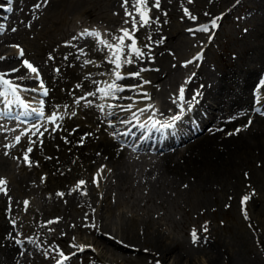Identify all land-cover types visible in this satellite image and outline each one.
<instances>
[{"label":"bare ground","instance_id":"obj_1","mask_svg":"<svg viewBox=\"0 0 264 264\" xmlns=\"http://www.w3.org/2000/svg\"><path fill=\"white\" fill-rule=\"evenodd\" d=\"M29 0H27L28 2ZM42 1V0H41ZM165 1V0H164ZM235 0H223L225 7L226 8L228 5H231V3ZM26 2V1H24ZM23 2V3H24ZM30 2V1H29ZM28 2V3H29ZM39 2V1H38ZM74 2V1H73ZM77 2V0L75 1ZM111 2V1H110ZM114 2V0H113ZM49 3V1H48ZM53 3V2H52ZM108 3V2H107ZM178 3V2H177ZM238 5L239 7H243L244 4L248 3L245 0H238ZM31 4V3H29ZM28 4V5H29ZM111 4V3H109ZM47 5V4H46ZM79 5V4H76ZM162 5V4H161ZM171 5V4H170ZM183 5V4H182ZM194 5V4H193ZM263 5V3H262ZM21 6V5H20ZM23 6V5H22ZM25 6V4H24ZM23 6V7H24ZM51 6V5H50ZM111 6V5H110ZM168 6V5H167ZM195 6V5H194ZM218 6L215 5L213 0H205V2L200 3L196 8L195 12L198 17H201L203 19H206L207 22L211 20L212 15H217L218 18H221L223 16V20L225 18V15H221V12H218V9L215 7ZM221 6V5H220ZM246 6V5H245ZM251 6V5H250ZM248 6V8H250ZM31 7V6H30ZM43 8H45L42 5ZM166 7V5H165ZM174 7V5H173ZM189 7V6H188ZM231 7V6H230ZM29 8V7H28ZM109 8V6H108ZM112 8V7H111ZM117 8V7H116ZM167 8V7H166ZM170 9V6H168ZM187 8V7H186ZM264 8V7H263ZM47 9V8H46ZM80 9V8H79ZM113 9V8H112ZM189 9V8H188ZM28 10V9H27ZM36 10V9H35ZM45 10V9H44ZM48 10V9H47ZM45 11V13L47 12ZM114 10V9H113ZM176 10V9H175ZM179 10V9H178ZM177 10V11H178ZM264 10V9H263ZM32 11V10H30ZM123 11V9H122ZM168 11V9H167ZM183 11V10H182ZM260 11V10H259ZM34 12V11H33ZM28 13V12H27ZM37 13V12H35ZM41 13V12H40ZM54 13V12H53ZM168 13V12H167ZM174 13V12H173ZM19 14V13H18ZM32 15V13H30ZM44 14V11H43ZM49 14V12H48ZM47 14V15H48ZM171 14V13H170ZM262 14V13H261ZM26 15V14H25ZM34 15V14H33ZM45 15V14H44ZM178 15V14H177ZM20 16V15H19ZM23 16V14H22ZM39 16V15H38ZM53 15H51L52 17ZM163 16V15H162ZM167 16V15H166ZM170 16V15H169ZM220 16V17H219ZM258 16V15H257ZM260 16V15H259ZM6 17V16H5ZM17 17V16H16ZM43 17V16H41ZM45 17H47L45 15ZM56 17V16H54ZM231 17V16H230ZM21 18V16H20ZM162 18V17H161ZM183 19L182 21H185L186 19L183 18V15L180 17ZM197 18V17H196ZM215 18V17H214ZM234 18V17H233ZM9 19V16H8ZM23 19V17H22ZM21 19V20H22ZM44 19V18H43ZM56 19V18H55ZM168 19V18H167ZM7 20V19H6ZM19 20V18H18ZM41 20V19H40ZM54 20V19H53ZM60 20V19H59ZM164 19L160 20L163 21ZM176 20V19H175ZM180 20V19H178ZM222 20V21H223ZM227 20V18H226ZM261 22L259 25L253 26L252 29H249L247 34H245L244 37L240 38V35L235 38L232 36H228L226 38L225 44L227 46V55L231 56L232 59H228L226 55L221 56L220 62L217 63V67L220 69H224V66H228L229 73L234 74L238 78L240 77V83H236L232 81H227L226 83L228 86H231V83L234 86H239L237 94L233 95H222V96H217L216 90L219 88V83L215 84V93L213 95L212 101H209V107H210V112H208L205 116H201L198 118L197 125H195L194 129H186L183 132H181V137L185 138L186 136H189L193 130H198V128L204 127L208 122L216 120L214 122V126L202 131L200 134L194 135L186 144L185 147L179 148L178 145H174L172 147L174 153L173 154H164L161 158L160 161L164 165H162L161 171L157 173L154 177H151L150 175L146 177L147 181V186L148 189L153 193L156 194H161L159 191H164L166 189V192H175L179 200H181L179 206H182L183 208L187 207L188 210L189 208L193 211H195V208H199L200 210L205 209L206 212V207L210 204L209 201H214L217 204L220 205V200H226L223 202V204L227 205L228 203L230 204V201L233 203V205H236L235 203V194L244 191L250 184L258 185V186H264V117H257L253 120V122L248 125L244 130L240 131H233L230 133H223L221 134V130L217 128L219 125L226 123V124H232L235 123L236 120L240 119L243 116V113L250 108L251 106V96L250 93L252 91V84L253 81L256 79V75L259 73V70H262L261 68L264 67V13L260 18ZM259 20V21H260ZM36 21V20H35ZM34 21V22H35ZM48 21V20H47ZM55 21V20H54ZM258 21V22H259ZM39 22V21H37ZM44 22V20L42 21ZM53 22V21H52ZM56 22V21H55ZM186 22V21H185ZM204 22V21H203ZM251 22V21H250ZM17 23V22H16ZM33 23V22H32ZM64 23V22H63ZM180 23V22H179ZM184 23V22H183ZM10 24V23H9ZM19 24V22H18ZM29 24V23H28ZM27 24V25H28ZM223 24V23H222ZM43 25V24H42ZM47 25V24H46ZM50 25V24H49ZM60 25V24H59ZM65 25V24H64ZM62 25V26H64ZM24 26V25H22ZM52 26V25H51ZM222 26V25H221ZM21 27V25H20ZM33 27V26H32ZM36 27V24H35ZM42 27V26H41ZM40 27V29H41ZM44 27V26H43ZM53 27V26H52ZM56 27V26H55ZM58 27V26H57ZM1 28V27H0ZM39 28V27H38ZM37 28V29H38ZM48 28V27H47ZM54 28V27H53ZM51 28V29H53ZM61 28V26L59 27ZM64 28V27H63ZM62 28V29H63ZM163 28V27H162ZM179 28V27H178ZM38 29V30H40ZM50 29V30H51ZM58 29V28H57ZM65 29V28H64ZM161 29V28H160ZM182 29V28H181ZM33 30V29H31ZM164 30V29H163ZM42 31V29H41ZM44 31V30H43ZM55 31V30H54ZM61 31V30H60ZM59 31V32H60ZM158 31V30H157ZM170 31V29L168 30ZM182 30H179L181 32ZM218 31V30H217ZM163 32V31H162ZM174 32V31H173ZM2 33V32H1ZM6 33V31H5ZM34 33V32H33ZM37 33V32H36ZM51 33V32H50ZM161 33V32H160ZM38 34V33H37ZM40 34V33H39ZM38 34V35H39ZM42 34V33H41ZM45 34V33H44ZM59 34V33H58ZM138 34V33H137ZM159 34V33H158ZM179 35V34H178ZM41 36V35H40ZM39 36V37H40ZM61 36V35H60ZM155 36V35H154ZM159 36V35H158ZM157 36V37H158ZM217 36V35H216ZM15 37V36H14ZM4 38V37H3ZM2 38V39H3ZM48 38V36H47ZM54 38V37H53ZM59 38V36H58ZM57 38V39H58ZM173 38V37H172ZM12 39V38H11ZM16 39V37H15ZM44 39V38H43ZM56 39V37H55ZM201 39V38H199ZM4 40V39H3ZM54 40V39H53ZM180 40V39H179ZM196 40V39H195ZM8 41V40H7ZM57 41V40H56ZM59 41V40H58ZM57 41V42H58ZM1 42V41H0ZM48 42V41H47ZM192 42V41H191ZM198 42V39H197ZM200 42V41H199ZM3 43V42H2ZM45 43V42H44ZM43 43V45H44ZM52 43V42H51ZM155 43V42H154ZM168 43V42H167ZM39 44V43H38ZM48 44V43H47ZM46 44V45H47ZM186 47L190 46V41H185ZM40 45V44H39ZM42 45V47H43ZM49 45V44H48ZM92 45V44H91ZM193 45V44H192ZM55 46V45H54ZM194 46V45H193ZM52 47V46H51ZM57 47V46H56ZM60 47V45H59ZM171 47V46H170ZM209 47V46H208ZM44 48V47H43ZM49 48V47H47ZM149 48V47H148ZM183 48V47H182ZM190 48V47H189ZM188 48V49H189ZM237 49V52H235ZM165 49V48H164ZM187 49V48H185ZM36 50V49H35ZM49 50V49H48ZM158 50V49H157ZM160 50V49H159ZM175 50V49H174ZM182 50V49H180ZM179 50V51H180ZM190 50V49H189ZM188 50V51H189ZM192 50V49H191ZM54 51V49H53ZM169 51V50H167ZM187 51V50H186ZM156 52V51H155ZM164 52V51H163ZM170 52V51H169ZM154 53V52H153ZM165 54V53H164ZM163 54V55H164ZM186 54V53H185ZM148 55V54H147ZM154 55V54H153ZM12 56V55H9ZM159 57V54L156 55ZM173 56V55H172ZM175 56V55H174ZM186 56V55H182ZM15 57V55H14ZM181 57V56H180ZM154 58V57H153ZM173 58V57H172ZM175 58V57H174ZM173 58V60H174ZM45 59V58H44ZM146 59V58H145ZM166 59V58H165ZM236 59V60H235ZM12 58H7L5 59L6 62L9 63ZM150 60V58H149ZM148 60V61H149ZM156 60V58H155ZM159 60V59H158ZM181 60V59H180ZM4 59H0V65H4L5 63ZM147 61V59H146ZM162 61V59H161ZM176 61V60H175ZM174 61V62H175ZM197 61V60H194ZM155 62V61H153ZM152 62V63H153ZM173 62V61H172ZM180 62V61H179ZM207 62V60L205 61ZM148 63V62H147ZM166 63V62H165ZM181 63V62H180ZM172 64V63H171ZM177 64V63H176ZM200 64H203V60L200 62ZM47 65V64H46ZM45 65V66H46ZM139 65V64H138ZM151 65V64H150ZM173 65V64H172ZM183 65V63L181 64ZM193 65V64H192ZM48 66V65H47ZM132 66V65H131ZM135 65L133 64V67ZM180 66V65H179ZM198 66V64H197ZM196 66V67H197ZM175 67L172 68L169 65L164 64L163 62H158L153 64L152 71L149 72L151 78H156L160 79V75L164 73V78L163 80L166 82H162V87H165L167 89L168 87L165 86L164 84L170 83V81L175 82L177 78H180L175 72ZM183 67V66H182ZM186 67V66H185ZM183 67V69L185 68ZM192 67V66H191ZM199 67V66H198ZM197 67V68H198ZM135 68V67H134ZM138 68V67H136ZM140 68V66H139ZM180 68V67H176ZM193 68V67H192ZM195 68V67H194ZM203 68V67H201ZM191 69V68H190ZM73 72L72 70H69ZM182 71V70H181ZM187 71V70H186ZM207 70H198L196 71V74H201L202 72H206ZM178 72V71H177ZM261 72V71H260ZM182 74V73H180ZM179 74V75H180ZM184 74V73H183ZM148 76V75H147ZM224 77L228 76V73L224 72L223 73ZM80 77V75H79ZM138 78V77H137ZM136 79V78H135ZM140 79V78H138ZM148 79V78H147ZM146 79V80H147ZM127 80H129L127 78ZM133 80V78H132ZM149 80V79H148ZM169 82H168V81ZM234 81V80H233ZM134 82V81H133ZM150 82V81H149ZM84 83L86 84L87 81L85 80ZM135 83V82H134ZM136 83H138L136 81ZM176 83V82H175ZM174 83V84H175ZM129 84V83H127ZM150 84V83H149ZM153 84V83H151ZM222 85H225L224 82H221ZM154 85V84H153ZM149 86V85H148ZM173 86V85H172ZM171 86V87H172ZM150 87V86H149ZM167 87V88H166ZM174 87V86H173ZM205 87V86H204ZM148 88V87H147ZM159 88V86H158ZM157 89V88H156ZM260 89L262 90L260 100L257 103H263L264 104V86H260ZM132 90V89H131ZM156 91V90H155ZM127 92V91H126ZM129 92V90H128ZM149 92V91H148ZM153 93H156L152 91ZM166 91H160L157 94L161 96V98L164 96ZM206 92V96L208 97L209 94ZM208 92H210L208 90ZM150 93V92H149ZM152 93V94H153ZM167 93V92H166ZM205 94V93H204ZM130 95V94H129ZM137 95V94H136ZM139 95V94H138ZM143 95V94H142ZM253 95H255L253 93ZM121 97L120 95H118ZM135 96V95H134ZM125 97V96H123ZM156 97V96H154ZM255 97V96H254ZM253 97V98H254ZM158 98V97H157ZM150 99V97L148 98ZM155 99V98H154ZM166 99V98H165ZM153 100V98H151ZM129 100H123L122 106L126 107L129 105V103H126ZM163 101V100H162ZM165 101V100H164ZM115 102V101H114ZM160 102V101H159ZM116 103V102H115ZM118 103V102H117ZM121 103V102H120ZM134 103V102H133ZM136 103H139L136 101ZM112 104V103H111ZM144 104L143 106H145ZM164 105V104H163ZM117 106V105H116ZM121 106V105H120ZM142 106V107H143ZM118 108V107H117ZM120 108V107H119ZM240 110V115H238V110ZM126 110V108L121 109V110H115V109H110L109 112L112 116L110 118L111 120L118 118L119 114ZM125 112V111H124ZM228 112L229 115L234 116V120H222V119H217L220 114H224ZM264 112V111H263ZM262 112V113H263ZM257 113V112H256ZM124 113L120 116L122 118ZM252 115V114H251ZM253 116V115H252ZM109 119V118H108ZM88 128L92 129V126L90 124H86ZM129 123L125 124L122 128L124 129ZM190 123L187 124L189 126ZM83 130H85V125L81 124ZM116 129V126H114ZM185 127V126H184ZM137 128L136 125L132 126L130 131H134ZM121 129V128H120ZM184 129V128H183ZM94 131V130H93ZM82 132V131H81ZM102 132V131H100ZM78 133V132H77ZM80 134V133H79ZM122 134V133H121ZM80 137L76 140H78ZM69 139V138H66ZM72 141H76L73 138H70ZM79 144V143H77ZM97 144V143H96ZM140 144H144V142L140 141ZM94 145V144H93ZM99 147H103L102 152L104 151L105 153H109L111 156V161L107 160V166H110V169L112 171V175L109 180V189L105 190L102 194L103 198L102 201L100 202L101 199H99L100 204L98 205L94 199V195L96 196V193L92 196H83L82 194L79 195L78 189H74L72 192H67L65 195V205L60 207V203L58 201L51 200L48 201L49 205L48 208L44 206L43 210H41V214L45 213H55V215H59L58 218V223L64 222L65 226L62 227L56 235V238L59 239H64V240H75L74 239V232H85L87 233L86 236L83 239V246H85L87 243L92 242L94 244V248H90L89 246H85L83 252L80 253V255H83L84 258H90V261L92 264H107L106 261H103V255L102 252H117L116 254H119V256L123 255L126 258L128 257L127 254L129 255H135V256H146L149 255V257H153L154 259H150L153 261V263L150 264H157V261L159 264H221L223 261L228 260L229 264H262L258 260L259 257H257L258 252L261 253L260 251L257 252V249L255 246L253 247H247L248 244V238L247 234L250 237L251 234L244 232L241 235V239L245 240L244 244L242 243V246L245 245L246 251H253L255 253L254 257L251 258L250 262H241L238 259L237 254L235 251L225 249L223 247L221 241L215 239H210L209 236H206L203 232V228H199L198 231L200 235H198L201 239L197 244L192 243V238H190L187 234V243L185 245H182L181 242H174L170 239L169 236L167 235V228H162L157 222L153 221V218L145 219L144 214H141L142 212H137L134 208L131 207L128 210V208L124 211L121 209V211H117L115 215H118L120 217V221L118 222L117 225L112 226L109 222L106 221L105 218H108L109 214L107 215L106 213H110V210L112 209V203H116L115 206H120L121 203L125 202L126 200L120 199L119 195L116 193L114 194L113 191L118 190V191H126L129 190L130 183L129 181L131 180V175L133 172H130L129 170H126L123 166H119L117 164H114L115 159L112 158V154L115 155V152L118 153V157H120L119 152H117L115 146L116 143L110 142L107 138L103 137L101 142L97 144ZM155 146L159 147V142L157 141L155 143ZM164 146V145H163ZM46 150H56L57 152L60 153L61 157L59 159H54V160H48V159H43V155H41L39 152H35L34 156H37L38 162L41 161V166L44 171H48L49 174L47 175V178L45 179L46 186L49 188L51 186H57V188H65L68 186V184L76 177H78L81 172L79 171L80 168H84L82 172H88L91 168L94 167L95 161L98 160V157L95 156L94 152L87 149L85 146H77L74 145V148L77 149V152H74L73 156L70 155L72 150H66L63 152L64 148H55L54 146H50L49 144L46 143L45 145ZM115 151V152H114ZM160 150H157V153H159ZM103 152V153H104ZM112 154H111V153ZM178 154V156H176ZM76 163V165H75ZM78 163V164H77ZM96 165V164H95ZM101 165V164H100ZM82 166V167H80ZM103 166V165H102ZM106 167V166H104ZM96 168H93V170ZM32 170H35L33 168ZM105 170V168H104ZM97 171V169H96ZM107 172V170H105ZM86 172V173H87ZM102 172V171H101ZM105 172V173H106ZM40 173V172H39ZM110 173V171H109ZM32 174V173H30ZM94 174V173H93ZM103 174V172H102ZM101 174V176H102ZM43 175V174H42ZM107 175L109 176L108 172ZM34 176V175H33ZM32 176V177H33ZM91 176V175H89ZM101 178L102 180V177ZM106 176V175H104ZM29 176L28 178H30ZM31 177V178H32ZM39 177V176H38ZM83 177V176H82ZM30 178V179H31ZM42 178V177H40ZM91 178V177H90ZM138 178V177H136ZM142 178V177H141ZM27 179V177H26ZM29 179V181H30ZM117 179V180H116ZM143 179V178H142ZM141 179V180H142ZM21 177L18 178L17 180V188L19 191H22V186H20L21 182ZM43 180V179H42ZM90 180V179H89ZM93 180V178H92ZM104 180V179H103ZM137 180V179H136ZM28 181V182H29ZM41 181V180H40ZM75 181V180H74ZM88 181V180H87ZM86 181V183H87ZM100 181V180H99ZM107 181V180H106ZM134 181V180H133ZM137 181H140L137 180ZM33 182V181H32ZM38 182V181H37ZM36 182V183H37ZM90 182V181H89ZM88 182V183H89ZM135 182V181H134ZM35 183V182H34ZM87 183V184H88ZM93 181L90 183L92 184ZM139 183V182H138ZM108 184V181H107ZM106 184V185H107ZM137 184V183H136ZM140 184V183H139ZM23 185V184H22ZM28 185V184H26ZM30 185V184H29ZM28 185V186H29ZM96 185V184H95ZM144 185V184H143ZM40 186V185H38ZM85 186V185H84ZM90 186V185H89ZM88 188L90 189V187ZM97 186V185H96ZM137 186V185H136ZM27 187V186H26ZM31 187V186H30ZM34 187V186H33ZM83 187V186H81ZM93 187H95L93 185ZM99 187V186H98ZM106 187V186H105ZM144 187V189H145ZM15 188V186H14ZM38 189L37 187H35ZM48 188H45L48 190ZM69 188V187H68ZM87 188V187H85ZM87 188V189H88ZM134 188V187H133ZM138 188V186H137ZM140 188V187H139ZM142 188V187H141ZM260 188V187H259ZM30 189V188H29ZM55 189V188H53ZM88 189V190H89ZM96 189V188H95ZM94 189V190H95ZM104 189V188H102ZM255 189V188H254ZM257 189V188H256ZM28 190V189H27ZM51 190V189H49ZM68 190V189H67ZM71 190V189H70ZM92 190V189H91ZM101 190V189H100ZM113 190V191H112ZM143 190V189H141ZM260 190V189H259ZM40 191V190H39ZM38 191V192H39ZM56 191V190H55ZM58 191V190H57ZM56 191V192H57ZM85 191H87L85 189ZM97 191V190H96ZM95 191V192H96ZM103 191V190H102ZM133 191V190H132ZM144 191V190H143ZM46 191H44L45 193ZM48 192V191H47ZM88 192V191H87ZM127 192V191H126ZM139 192V191H138ZM150 192V197L152 198L153 196L151 195ZM253 192V191H252ZM28 193V191H27ZM41 194L43 192H40ZM43 193V194H44ZM51 193V192H50ZM53 193V192H52ZM58 193V192H57ZM56 193V194H57ZM83 193V192H82ZM100 195L101 193L98 192ZM119 193V192H118ZM122 193V192H121ZM119 193V194H121ZM125 193V192H124ZM123 193V194H124ZM136 193V192H135ZM145 193V192H144ZM247 196L249 197L248 201L254 206L257 202V198L254 194L249 193L246 191ZM245 193V194H246ZM15 194V193H14ZM13 194V195H14ZM19 194V193H18ZM25 194V193H24ZM33 194V193H30ZM28 194V195H30ZM42 194V195H43ZM55 194V193H54ZM88 194V195H89ZM138 193L137 195H139ZM171 194V193H170ZM17 194H15L16 196ZM37 195V193H36ZM46 195V194H45ZM143 195V194H142ZM166 195V194H165ZM175 195V196H176ZM241 195V194H240ZM8 198V195H6ZM20 196V194L18 195ZM17 196V197H18ZM35 196V194H34ZM39 196V195H38ZM47 196V195H46ZM46 196H43L44 198ZM98 196V195H97ZM131 196V195H130ZM134 196V195H133ZM140 196V195H139ZM169 196V194H168ZM167 196V197H168ZM172 196V194H171ZM261 196V195H260ZM259 196V197H260ZM2 197V196H1ZM14 197V196H13ZM12 197V198H13ZM22 197V196H21ZM25 197V196H24ZM33 197V195H32ZM42 198V200L45 202V200ZM48 197H51L48 196ZM57 198V196H55ZM54 197V199H55ZM101 197V196H99ZM125 197V196H124ZM144 198V195L142 196ZM162 198L160 195L158 196ZM166 197V198H167ZM240 197V196H239ZM243 197V196H242ZM241 197V198H242ZM3 198V197H2ZM20 198V197H19ZM38 198V197H37ZM36 198V200H38ZM53 198V197H52ZM60 198V197H59ZM128 198V196H127ZM165 198V197H164ZM174 198V196H173ZM177 198V199H178ZM1 199V198H0ZM15 199V198H14ZM22 199V198H21ZM35 199V198H34ZM47 199V198H46ZM163 199V198H162ZM210 199V200H209ZM239 199V198H238ZM5 200V199H4ZM3 200V201H4ZM49 200V199H47ZM46 200V201H47ZM60 200V199H59ZM97 200V199H96ZM135 200V198H134ZM145 200V198H144ZM175 199H173L174 201ZM178 200V201H179ZM209 200V201H208ZM6 201V200H5ZM4 201V202H5ZM8 201V199H7ZM15 201V200H14ZM17 201V200H16ZM136 201V200H135ZM141 201V200H140ZM139 201V204H140ZM156 201V200H155ZM177 201V202H178ZM238 201V200H237ZM43 202V204H44ZM63 202V201H62ZM143 202V201H142ZM158 202L162 204V200L158 198ZM172 202V201H171ZM176 202V203H177ZM47 204V202H45ZM144 203V202H143ZM149 203V202H148ZM147 203V204H148ZM175 203V202H174ZM215 203V204H216ZM231 203V204H232ZM35 204V203H34ZM33 204V205H34ZM42 204V203H41ZM45 204V205H46ZM132 203H128V205L131 206ZM3 205V204H2ZM134 205V204H133ZM150 205V203H149ZM154 205V203H153ZM251 205V206H252ZM115 206L113 208H115ZM136 206V205H135ZM158 206V205H157ZM250 206V207H251ZM252 206V208H253ZM33 207V206H31ZM35 207V205H34ZM37 207V206H36ZM35 207V208H36ZM40 207V206H39ZM42 207V206H41ZM126 207L123 206V208ZM156 207V205H155ZM162 207V206H160ZM165 207V206H164ZM171 207V206H169ZM211 207V206H210ZM213 207V206H212ZM211 207V208H212ZM215 207V206H214ZM213 207V208H214ZM220 207V206H219ZM249 207V206H248ZM38 208V207H37ZM36 208V209H37ZM142 208V207H141ZM140 208V209H141ZM150 208V207H149ZM163 208V207H162ZM177 208V207H176ZM194 208V209H193ZM251 208V209H252ZM34 209V208H33ZM85 210V216L86 218H73V210ZM120 208H118L119 210ZM125 209V208H124ZM138 209V208H137ZM164 214H165V208H163ZM178 209V208H177ZM181 209V207H180ZM222 209V207H221ZM35 210V209H34ZM114 209H112L113 211ZM143 210V209H142ZM146 210V209H145ZM157 210V209H156ZM156 210L154 212H156ZM159 210H162L159 208ZM172 210V209H171ZM186 210V209H183ZM36 211H40L36 210ZM105 211V213L103 212ZM153 211V210H152ZM168 211V210H166ZM181 211V210H180ZM221 211V210H220ZM253 211V210H252ZM35 212V211H34ZM84 212V211H83ZM115 212V211H114ZM145 212V211H144ZM162 212V211H161ZM170 213V210L168 211ZM179 212V209L178 211ZM1 213V212H0ZM51 213V214H52ZM78 213V211H77ZM104 213V214H103ZM151 212L148 211V215ZM153 213V212H152ZM160 213V212H159ZM175 213V212H173ZM184 213V212H183ZM186 213V212H185ZM184 213V214H185ZM196 213V212H195ZM198 213V212H197ZM249 213V212H248ZM22 214V213H21ZM20 214V215H21ZM34 214V213H33ZM155 214V213H154ZM178 214V213H177ZM175 214V215H177ZM200 214V213H199ZM198 214V215H199ZM254 214L257 218H260L264 220V209L262 207H255ZM24 215V214H22ZM53 215V214H52ZM77 216V214H75ZM159 215V214H158ZM157 215V216H158ZM169 215V214H167ZM180 215V214H179ZM191 215V214H190ZM194 215V214H193ZM54 216V215H53ZM178 216V215H177ZM51 217V216H50ZM96 217L97 220L94 218ZM155 217V216H154ZM168 217V216H167ZM173 217V216H172ZM251 217L253 218L252 213H249V221H251ZM52 218V217H51ZM113 218V217H112ZM176 218V217H175ZM178 218V217H177ZM190 218V217H188ZM255 218V217H254ZM23 219V218H22ZM92 219L95 220L93 223ZM119 219V218H117ZM155 219V218H154ZM159 219V218H158ZM179 219H181L179 217ZM20 220V219H19ZM113 220V219H112ZM111 220V221H112ZM116 220V219H115ZM163 220V218H162ZM178 220V219H177ZM187 221V220H184ZM194 221V220H193ZM202 221V220H201ZM255 221V220H254ZM20 222V221H19ZM18 222V223H19ZM195 222V221H194ZM248 222V221H247ZM57 223V225H58ZM117 223V222H116ZM115 223V224H116ZM169 223V222H168ZM28 224V223H27ZM113 224V223H112ZM179 224V223H177ZM190 224V223H188ZM196 224V223H195ZM8 223L5 222L2 218H0V233H4L8 229ZM22 225V224H21ZM31 225V224H30ZM169 225V224H168ZM174 225V224H173ZM199 225V224H198ZM20 226V225H19ZM29 226V225H28ZM165 226V225H164ZM184 226V225H183ZM196 226V225H195ZM27 227V226H26ZM53 227V226H52ZM55 229L56 226H54ZM166 227V226H165ZM176 227V226H174ZM189 227V226H188ZM202 227V226H201ZM210 227V226H209ZM251 233H255L258 238L254 240L255 244L257 245L258 242L261 240L259 239V232L257 233L255 229L254 223L251 225ZM23 228V227H22ZM33 228V226H32ZM194 228V227H193ZM196 228V227H195ZM194 228V229H195ZM207 228V227H206ZM19 229V228H18ZM31 229V228H30ZM183 229V228H182ZM190 229V228H189ZM169 230V229H168ZM175 230V229H174ZM192 230V229H191ZM213 230V229H212ZM53 231V232H54ZM189 231V230H188ZM11 232V231H10ZM112 234V236H106V233ZM170 232V231H169ZM168 232V233H169ZM188 233V232H187ZM209 233V232H208ZM16 234V233H15ZM170 234V233H169ZM6 235V234H5ZM4 236V235H3ZM7 236V235H6ZM10 236V233H9ZM84 236V235H83ZM215 236V234H214ZM0 237L2 235L0 234ZM77 238V237H76ZM252 238V236H251ZM1 239V238H0ZM5 239V238H4ZM12 239V238H11ZM175 239V238H174ZM253 239V238H252ZM5 241V240H4ZM178 241V240H177ZM224 241V240H223ZM28 245L30 244L31 240L26 239L25 240ZM227 242V241H226ZM65 243V242H64ZM229 243V242H228ZM241 243V242H240ZM4 244V243H3ZM7 245V244H6ZM69 245V244H68ZM74 245V244H73ZM263 245V244H262ZM27 246V245H26ZM148 246V247H147ZM229 246V245H228ZM252 246V244H251ZM25 247V246H24ZM29 247L31 250H35L36 248L33 246V244H30ZM69 247V246H67ZM240 247V246H238ZM96 248H100V251L98 252ZM258 248V247H257ZM262 248V246H261ZM16 247H14L12 244L11 246L8 247L6 252L3 253L5 254L6 258L12 257L11 254L13 255L14 250ZM26 249V248H25ZM59 249V248H58ZM57 249V250H58ZM18 250V249H17ZM16 250V251H17ZM30 250V249H29ZM244 251V250H243ZM264 251V247H263ZM2 252V251H1ZM24 252V251H23ZM22 252V253H23ZM57 252V251H56ZM63 252V251H62ZM89 252V253H86ZM237 252V251H236ZM21 253V254H22ZM29 253V252H28ZM54 253V251H49V254ZM65 253H67V257L69 258L70 255L67 252V249H65ZM243 253V252H242ZM252 253V252H250ZM10 254V257L9 255ZM32 254V253H31ZM263 254V253H261ZM26 255V254H25ZM30 255V254H29ZM33 255V254H32ZM36 255V254H35ZM251 255V254H249ZM264 255V254H263ZM21 256V255H20ZM19 256V258H20ZM27 256V255H26ZM57 256V255H56ZM14 257V255H13ZM32 257V256H31ZM61 257V256H60ZM74 257V256H73ZM76 257V256H75ZM74 257V258H75ZM24 258V257H23ZM34 258V257H32ZM77 258V257H76ZM242 258V257H241ZM26 259V257H25ZM49 258H46L44 260H41V262L46 261ZM21 260V259H20ZM39 260V259H38ZM55 260V259H54ZM53 260V261H54ZM89 260V259H88ZM129 260V259H128ZM127 260V261H128ZM146 260V259H144ZM222 260V261H221ZM17 261V260H16ZM28 261V259H27ZM50 261V260H49ZM63 261H68V260H63ZM70 261V260H69ZM72 261V260H71ZM130 261V260H129ZM137 261H139L137 259ZM2 262V261H0ZM116 262V261H115ZM12 263V261H10ZM20 263V262H19ZM23 263V262H22ZM33 264V262H31ZM68 263V262H67ZM65 263V264H67ZM77 263V262H76ZM118 263H122L119 261ZM140 264V262H138ZM21 264V263H20ZM29 264V263H28ZM64 264V263H63ZM86 264V263H85ZM129 264V263H128Z\"/></svg>","mask_w":264,"mask_h":264},{"label":"rangeland","instance_id":"obj_2","mask_svg":"<svg viewBox=\"0 0 264 264\" xmlns=\"http://www.w3.org/2000/svg\"><path fill=\"white\" fill-rule=\"evenodd\" d=\"M30 1V2H29ZM28 2L31 3L29 4L27 1L26 2H22L21 6H19V8L17 9L19 11V14H16L13 18H12V24H14V27H9L7 30H6V33L4 32V27L7 25V27L9 26V24H6V14L9 12H7V10L3 9V7H7V4H9V0H0V26H2L0 28V57H3L4 58V61L6 58V56H9V55H12L11 57L9 58H12L13 60L6 62L4 63V65H0V71L1 73H7L9 70H12V69H21L23 70L24 73H27V70L24 68V66L22 64L19 63V58L20 57H17V51H16V47H13L14 45H18L20 48H27L29 50V52H31V56H41V59L40 60H43V58H45L46 60V56H47V52L51 51L52 53H58L60 54V47H59V41L62 40L61 38H68V36L72 35V32L74 29H76L77 25L79 22L81 23H86V24H89V26H92V25H98L104 32V34H102V37L104 40H107L110 44H117L119 43V41L117 39H114V37H119V36H122L123 35V32L121 31L122 29H128L129 31H133V25H132V17L131 16H128L125 14V9L127 8V10L131 13H133V16H135V18L137 20H139V17L136 16V13H135V9L133 8L132 4H133V0H129V3L128 5H124V0H86L88 1V3L86 4V7L87 9H89L88 11H90L91 13H89L88 11H82L81 13H78L74 16V18L72 19V21H68L66 19H60V20H53L55 18H57V15L58 13H62V12H57V13H53L52 11H50L48 9V6H44L46 5L47 3L44 2V0H29ZM39 1V2H38ZM111 1V2H110ZM207 1V0H206ZM248 5L245 3L244 6L242 7H239L238 5V0H235L231 3V5H228L226 8L225 7V4L223 2V0H213V2L215 3V5L218 4V6H215L217 9H218V12H221L222 14L221 15H225V18L223 20V16L221 18H218L217 15H212L211 16V20H209L207 22L206 19H203L201 17H198L196 15V12H195V8L202 2H205V0H160V3H159V7H155L154 4H155V0H149V16L151 17V23L150 25L148 26H145V27H140L139 24H137L136 28L138 30H135L134 32V35H135V39L137 41V47H139L141 49V51L144 53V56L141 57V58H136L134 55H132V59H133V63L132 65L134 64L135 68L133 66H128L129 67V71H124V65L119 69L121 71H123V75L127 76L128 73H132V72H138L140 71L141 69H145L147 67V64L149 66H153L154 63H158V62H163L164 64L166 65H169L171 66L172 68H174V66H178L180 68H176L175 67V70H176V74L180 77V78H177L176 80V83H178L181 78H184L186 77V81L188 82V85H190V81H191V78L193 77L192 75V72L194 71V69H196L198 66V68L200 67H206V63L207 62H204L205 65L203 64H200V62H196L193 65V70H192V67L188 66L186 63L187 61V56L190 57L192 54H194L193 51H195L197 48L199 47H202L204 48V52H205V56H207V58L205 59V61L207 60L208 61V58H212L214 57L212 60H215V64L217 65L218 62H220V58L221 56H224L226 55L228 59H232L231 56L227 55V51L229 49H227V46L225 44V41H226V38L228 36H232V37H235L237 38L239 35H240V38L244 37L245 34H247L248 30L249 29H252L253 26L255 25H259L261 20V16L263 15L264 13V0H245ZM108 2V3H107ZM178 2V3H177ZM72 3H74L73 1H70V2H66V5L65 7L68 8V7H72ZM111 3V4H109ZM263 3V5H262ZM24 4L25 6L27 7V11L25 9V11L23 12V9H24ZM29 4V5H28ZM35 4H40L41 7L39 9H36L34 8V5ZM49 4V8H50V5L52 4V2L48 3ZM47 4V5H48ZM162 4V5H161ZM171 4V5H170ZM183 4V5H182ZM195 6H194V5ZM23 5V6H22ZM42 5L45 7L43 8ZM111 5V6H110ZM166 5V7H165ZM170 6V9L168 8V6ZM174 5V7H173ZM221 5V6H220ZM246 5V6H245ZM251 5V6H250ZM31 6V7H30ZM109 6V8H108ZM189 6V7H188ZM231 6V7H230ZM248 6H250V8H248ZM29 7V8H28ZM114 9H112V8ZM117 7V8H116ZM187 7V8H186ZM195 7V8H194ZM48 10H47V9ZM189 8V9H188ZM36 9V10H35ZM45 9V10H44ZM123 9V11H122ZM168 9V11H167ZM176 9V10H175ZM179 9V10H178ZM185 9H187V12L190 14V15H186L185 14ZM32 10V11H30ZM47 10V12L45 13V11ZM178 10V11H177ZM183 10V11H182ZM260 10V11H259ZM34 11V12H33ZM43 11H44V14L47 16L45 17V15L43 14ZM70 11V10H68ZM28 12V13H27ZM37 12V13H35ZM41 12V13H40ZM49 12V14H48ZM168 12V13H167ZM174 12V13H173ZM32 13V15L30 14ZM171 13V14H170ZM262 13V14H261ZM23 14V16H22ZM26 15H31L33 17H36V19L39 18V20H34L31 22L29 21H24V18L22 19V17H24ZM34 14V15H33ZM48 14V15H47ZM178 14V15H177ZM21 18H20V16ZM39 15V16H38ZM51 15H53L51 17ZM163 15V16H162ZM167 15V16H166ZM170 15V16H169ZM183 15V18H185L186 22L185 21H182L183 19H181L180 17ZM258 15V16H257ZM260 15V16H259ZM17 16V17H16ZM43 16V17H41ZM56 16V17H54ZM219 16V17H220ZM231 16V17H230ZM162 17V18H161ZM191 17H195V19H192ZM197 17V18H196ZM215 17V18H214ZM234 17V18H233ZM19 18V20H18ZM48 20V22H42L44 19ZM168 18V19H167ZM227 18V20H226ZM22 19V20H21ZM41 19V20H40ZM164 19L163 21H160ZM176 19V20H175ZM180 19V20H178ZM213 20H216L217 22V25L218 27L216 28H212L211 26V22ZM223 20V21H222ZM260 20V21H259ZM39 21V22H37ZM53 21V22H52ZM127 21V23H126ZM204 21V22H203ZM251 21V22H250ZM259 21V22H258ZM14 22V23H13ZM17 22V23H16ZM19 22V24H18ZM64 22V23H63ZM180 22V23H179ZM184 22V23H183ZM29 23V24H28ZM223 23V24H222ZM259 23V24H258ZM11 24V25H12ZM28 24V25H27ZM35 24H36V27H35ZM43 24V25H42ZM47 24V25H46ZM50 24V25H49ZM60 24V25H59ZM65 24V25H64ZM195 24H201L202 25H208L209 27V32H201V31H189V27H191L192 25H195ZM10 25V26H11ZM21 25V27H20ZM24 25V26H22ZM54 27H52V26ZM64 25V26H62ZM222 25V26H221ZM33 26V27H32ZM42 26V27H41ZM44 26V27H43ZM56 26V27H55ZM58 26V27H57ZM61 26V28H59ZM39 27V28H38ZM42 31H41V29ZM48 27V28H47ZM65 29H64V28ZM163 27V28H162ZM179 27V28H178ZM15 28L16 31H13L12 32V29ZM40 30H38V29ZM53 28V29H51ZM58 28V29H57ZM63 28V29H62ZM161 28V29H160ZM182 28V29H181ZM3 29V30H2ZM33 29V30H31ZM51 29V30H50ZM69 29V30H68ZM164 29V30H163ZM170 29V31H168ZM199 29V28H198ZM1 30L3 32V35L5 37L8 36V38L6 39L4 36V40L2 39V33H1ZM44 30V31H43ZM55 30V31H54ZM61 30V31H60ZM158 30V31H157ZM179 30H182L181 32L178 33ZM218 30V31H217ZM60 31V32H59ZM163 31V32H162ZM174 31V32H173ZM34 32V33H33ZM39 34H37V33ZM51 32V33H50ZM161 32V33H160ZM42 33V34H41ZM44 33H49V36L47 38V36L44 34ZM52 33H56V39L54 36H52ZM59 33V34H58ZM138 33V34H137ZM159 33V34H158ZM179 34V35H178ZM41 35V36H40ZM61 35V36H60ZM155 35V36H154ZM159 35V36H158ZM217 35V36H216ZM228 35V36H227ZM16 39H15V37ZM40 36V37H39ZM59 36V38H58ZM158 36V37H157ZM54 37V38H53ZM101 37V36H100ZM149 37H151V39H149ZM173 37V38H172ZM12 38V39H11ZM44 38V39H43ZM58 38V39H57ZM201 38V39H199ZM54 39V40H53ZM180 39V40H179ZM196 39V40H195ZM197 39H198V42H197ZM8 40V41H7ZM49 40H52V41H49ZM58 42H57V41ZM48 41V42H47ZM185 41H190V48L189 47H186V44H185ZM192 41V42H191ZM200 41V42H199ZM3 42V43H2ZM45 42V43H44ZM52 42V43H51ZM128 42L129 40H125V45H128ZM155 42V43H154ZM168 42V43H167ZM40 45H39V44ZM44 43V45H43ZM49 45H48V44ZM51 43V44H50ZM47 44V45H46ZM86 44L87 46L89 47L91 44H92V41L91 39H87L86 40ZM194 46H193V45ZM43 45V47H42ZM55 45V46H54ZM145 45H148V47H145ZM52 46V47H51ZM57 46V47H56ZM171 46V47H170ZM209 46V47H208ZM49 47V48H47ZM183 47V48H182ZM60 48V49H59ZM165 48V49H164ZM187 48V49H185ZM190 50H189V49ZM36 49V50H35ZM49 49V50H48ZM54 49V51H53ZM158 49V50H157ZM160 49V50H159ZM175 49V50H174ZM182 49V50H180ZM192 49V50H191ZM237 52V49L234 48ZM169 50V51H167ZM180 50V51H179ZM187 50V51H186ZM189 50V51H188ZM156 51V52H155ZM164 51V52H163ZM12 52V53H10ZM154 52V53H153ZM193 52V53H192ZM7 53H10L6 56H4V54H7ZM32 53L34 55H32ZM165 53V54H164ZM186 53V54H185ZM223 53V54H222ZM148 54V55H147ZM154 54V55H153ZM159 54V57L156 56ZM164 54V55H163ZM15 55V57H14ZM130 55L129 51H128V48L125 47L124 49V54L122 55V59H124L126 56ZM173 55V56H172ZM175 55V56H174ZM182 55H186V56H182ZM34 56V57H35ZM181 56V57H180ZM216 56V57H215ZM154 57V58H153ZM174 60H173V58ZM147 61H146V59ZM150 58V60H149ZM156 58V60H155ZM166 58V59H165ZM35 59L37 60L38 57H35ZM159 59V60H158ZM162 59V61H161ZM181 59V60H180ZM34 60V59H33ZM39 60V61H40ZM43 60L41 61L42 63V66L44 67L46 65V61ZM149 60V61H148ZM176 60V61H175ZM236 60V59H235ZM48 61V60H47ZM155 61V62H153ZM173 61V62H172ZM175 61V62H174ZM181 63H180V62ZM148 62V63H147ZM153 62V63H152ZM166 62V63H165ZM173 65H172V64ZM177 63V64H176ZM183 63V65H181ZM137 64V65H136ZM139 64V65H138ZM151 64V65H150ZM198 64V66H197ZM180 65V66H179ZM47 66V65H46ZM113 66V64H111V67ZM140 66V68H139ZM185 67L183 69V67ZM197 66V67H196ZM49 69H50V66L48 65L47 66ZM95 67V64H92L88 65V68H93L94 69ZM127 67V68H128ZM138 67V68H136ZM195 67V68H194ZM191 68V69H190ZM197 68V69H198ZM196 69V70H197ZM182 70V71H181ZM187 70V71H186ZM147 71V70H146ZM142 71L140 72V76L138 78L135 77H131L133 78L130 79V83L127 84L129 85L130 87L133 86V85H142L141 88H135V89H132V90H129V94L130 95H133V94H145L146 92H150V93H147V98H143L141 99L140 101L139 100H136L137 102H139L138 104H140V102L142 101H149V104L153 107H154V110L158 109L161 105L164 106L163 102L164 100H166L165 98H161L160 95H158L157 93L160 92L158 89V86H156L157 83H161L162 81H154L153 84H151V80L149 79V77L147 76L148 75V72L150 71ZM178 71V72H177ZM182 73V74H180ZM184 73V74H183ZM217 73V71H216ZM164 74V73H163ZM180 74V75H179ZM259 77V76H258ZM149 80H148V79ZM164 78V76L162 77ZM147 79V80H146ZM179 80V81H178ZM198 80V79H196ZM135 83H134V82ZM136 81L138 83H136ZM143 81H150V84L147 83H143ZM168 81V80H167ZM166 82V78H165V81L164 83ZM169 82V81H168ZM222 82V81H221ZM167 83V82H166ZM175 82H172L170 81V83H168L167 85L164 84L165 86H167L169 88H171L168 92H171L173 90V86L176 85V83L174 84ZM150 87H149V86ZM173 85V86H172ZM220 85L221 83H219V88L217 89H220ZM156 86V87H155ZM172 86V87H171ZM148 87V88H147ZM35 88H39L38 87V84H35ZM157 88V89H156ZM160 88V87H159ZM165 87H161V89H164ZM143 89L145 91V93H138L139 90ZM157 92H156V91ZM128 92V90H124L122 92ZM152 91L156 92V93H153ZM167 92V91H166ZM153 93V94H152ZM137 95L134 96V98L138 97ZM156 96V97H154ZM150 97V99H148ZM158 97V98H157ZM151 98H153V100H151ZM155 98V99H154ZM123 98H119V97H114L113 99H111V103H117L118 104H115L117 105L116 107H118V109H121L120 105H121V100ZM124 99H128L127 98H124ZM163 100V101H162ZM115 101V102H114ZM136 101H132V102H129L130 104L131 103H135L136 104ZM160 101V102H159ZM110 103V105H112ZM144 104H142L143 106ZM147 105V104H146ZM145 105V106H146ZM143 106V107H145ZM120 107V108H119ZM136 110V109H135ZM134 110V111H135ZM129 110H125L124 113L128 112ZM264 111V106L257 110L256 112L258 114H261L262 112ZM253 113V112H252ZM251 113V114H252ZM257 113H253L252 115L250 114L251 116V119L254 118ZM264 113V112H263ZM116 120V119H115ZM118 120V119H117ZM120 120V119H119ZM99 162H102L101 160H98L96 165L94 164V168L97 169H94L92 171L89 170V172L91 173H94V180L95 182H93L92 184H90L93 180H92V176H88V178L90 179H87V183H85L84 185H82L83 187H79V191L82 193H85L87 194V191H88V194L91 193L92 195H94L96 193V196L94 195V199L96 201V203L99 205L100 202L102 201L101 198H103L102 194L105 190H108L109 188V180L112 175V171L110 169V167H104V163H99ZM101 164V165H100ZM103 165V166H102ZM15 168V167H14ZM107 170L109 176L107 175V172L104 170ZM16 171H18L17 168H15ZM84 168L80 169V171H83ZM103 174H102V172ZM110 171V173H109ZM40 172V174H39ZM39 172L35 173L33 172L32 174H29L27 176V179L25 178L23 181H22V190L23 191H19L16 190V196H15V192L14 190H12V195L15 196V199L12 198V195L11 194H7L8 195V198L7 196L0 192V218H4V215L2 214H6L8 212V207L10 208L9 212L7 213L8 215H11V218L14 219V221L20 216V214H24L22 215L18 220L16 221L17 223L19 222V229L17 230H21V231H27L26 233H29V230L30 228H32V226L34 225V223L32 222V217L34 216V211L36 210H39L40 208V211L45 209L43 208L44 206H46V208H48V201L51 200H55L56 202L58 201V203H60L61 201V198L62 196L60 195H57L56 193H64V190L60 189V190H54L53 188H55L56 186H51V187H47L48 189H51V190H46V192L44 193V191H42V188H41V185L38 186L44 179V176L42 174L46 173L45 171H42L40 170ZM89 172H87V174H89ZM106 172V173H105ZM99 173V175H98ZM102 174V176H101ZM34 175V176H33ZM82 175V174H81ZM106 175V176H104ZM29 176H33L31 179L28 178ZM42 177L40 179H38L39 177ZM46 176V175H45ZM102 177V180L101 178L99 177ZM140 176V175H139ZM152 176V174H151ZM18 177V176H17ZM91 177V178H90ZM13 179V182H14V172H13V176L11 177ZM77 178V177H76ZM143 178V177H142ZM134 178L133 180H130L129 183H130V189L129 190H126V191H118V190H115L113 191V193L119 195L120 199H124L126 200L125 202H122L121 203V207L120 206H115V202L112 203V209H114L112 211V209L110 210V213H106L109 217L108 218H105L107 222H109L112 226H115L118 224V222L120 221V217L118 215H115L114 217V214H116L117 211H121L122 210H126L128 208V210L126 211H130L129 209L134 208L135 210H137V212H142L141 214H144V218L145 219H149V218H153V221L154 222H157L158 224H161L160 226L162 228H167V235H171L169 236L170 239L174 242H181L182 245H185L187 242V234L189 236V233L191 234V232L193 231V229L195 228V230L197 231V234L199 235V231L198 229L199 228H205L207 227V231H204L205 233H208L211 234L210 236H213V237H210V239H217L219 241H221L223 247H225V249H229V250H232V251H235L236 248H237V252L235 251V253L237 254L238 256V259L239 261L241 262H250L251 258L254 257L255 253L253 251H246L245 249V245L242 246V243L244 244L245 240H242L241 239V235L242 233L244 232H247L249 234H251V236L249 237L248 234H247V238H248V244H247V247H253V246H257L256 249H257V252L260 251L261 253L264 254V251H263V247H264V220L260 219V218H257L254 214V210H255V207L258 206V207H262V209H264V186H258L260 184H258L256 187H252L248 190L249 193H252V194H256V198H257V202L256 204L253 206L250 201L249 202H246L245 205H242L241 204V200L243 197L247 196L248 193L246 192H239L237 194H235L236 198H235V203L236 205H233V203L230 201V204L228 203L227 205L223 204V202H225L226 200H220V205L217 204L216 202L212 201H209L210 204L206 207V212H205V209L203 210H200L199 208H195V211L191 210L187 207L183 208L182 206H179L181 200H179V198L177 197L176 193L175 192H166V189L164 191H159V193L161 194H156V193H151V195L153 196L152 198L150 197V192L151 191H147L146 189H148V187L146 188L145 186H147V183H145V178ZM30 179V181H29ZM104 179V180H103ZM109 179V180H108ZM140 179V181H137V180ZM142 179V180H141ZM41 180V181H40ZM100 180V181H99ZM108 181V184H107V181ZM117 180V179H116ZM29 181V182H28ZM33 181V182H32ZM38 181V182H37ZM74 181V180H73ZM79 181H85L84 177L80 176L78 177L77 179H75L74 183L75 185H78V182ZM85 181V182H86ZM35 182V183H34ZM37 182V183H36ZM140 184H139V183ZM137 183V184H136ZM26 184H30L29 186L26 185ZM98 186H96V185ZM107 184V185H106ZM144 184V185H143ZM90 185V186H89ZM93 185L95 187H93ZM138 188H137V186ZM27 186V187H26ZM31 186V187H30ZM34 186V187H33ZM88 186L90 187V189L88 188ZM106 186V187H105ZM35 187H37L38 189H36ZM87 187V188H85ZM134 187V188H133ZM140 187V188H139ZM142 187V188H141ZM145 187V189H144ZM260 187V188H259ZM30 188V189H29ZM96 188V189H95ZM104 188V189H102ZM255 188V189H254ZM257 188V189H256ZM28 189V190H27ZM68 191H71L72 189L71 188H67ZM71 189V190H70ZM85 189L87 191H85ZM92 189V190H91ZM95 189V190H94ZM101 189V190H100ZM143 189V190H141ZM260 189V190H259ZM40 190V191H39ZM97 190V191H96ZM103 190V191H102ZM133 190V191H132ZM25 191V192H24ZM28 191V193H27ZM39 191V192H38ZM96 191V192H95ZM139 191V192H138ZM253 191V192H252ZM40 192H43L42 194ZM51 192V193H50ZM53 192V193H52ZM100 192L101 195L98 193ZM121 194H119V193ZM125 192V193H124ZM136 192V193H135ZM145 192V193H144ZM20 196H18L19 194ZM25 193V194H24ZM30 193H33V194H30ZM37 193V195H36ZM55 193V194H54ZM124 193V194H123ZM138 193H140L139 195H137ZM246 193V194H245ZM30 194V195H28ZM35 194V196H34ZM47 196H46V195ZM91 194H89L88 196H92ZM144 195V198L142 197ZM166 194V195H165ZM169 194V196H168ZM241 194V195H240ZM33 195V197H32ZM39 195V196H38ZM51 197H48L50 196ZM98 195V196H97ZM131 195V196H130ZM134 195V196H133ZM161 196L162 198L158 197V196ZM176 195V196H175ZM261 195V196H260ZM3 198H2V197ZM18 196V197H17ZM22 196V197H21ZM25 196V197H24ZM43 196H46L45 198ZM57 196V198L55 197ZM101 196V197H99ZM125 196V197H124ZM128 196V198H127ZM168 196V197H167ZM174 196V198H173ZM239 196H243L242 198H240ZM260 196V197H259ZM20 197V198H19ZM29 198V200L27 201V199ZM38 197V198H37ZM45 200V202H47V204L42 200V198ZM53 197V198H52ZM55 197V199H54ZM60 197V198H59ZM165 197V198H164ZM167 197V198H166ZM22 198V199H21ZM35 198V199H34ZM36 198L38 200H36ZM49 200H47V199ZM135 198V200H134ZM158 198L162 200V204H160L158 202ZM178 198V199H177ZM239 198V199H238ZM6 201H5V200ZM8 199V201H7ZM60 199V200H59ZM89 199V198H88ZM97 199V200H96ZM99 199L100 202H99ZM173 199H175L173 201ZM5 202H4V201ZM15 200V201H14ZM17 200V201H16ZM47 200V201H46ZM141 200V201H140ZM156 200V201H155ZM179 200V201H178ZM238 200V201H237ZM25 201L28 202L27 206L25 205ZM139 201H140V204H139ZM144 203H143V202ZM172 201V202H171ZM178 201V202H177ZM44 202V204H43ZM132 203L131 206L128 205V203ZM150 205H149V203ZM175 202V203H174ZM177 202V203H176ZM35 203V204H34ZM42 203V204H41ZM63 202H61V205L60 207L63 206L62 204ZM148 203V204H147ZM154 203V205H153ZM216 203V204H215ZM232 203V204H231ZM3 204V205H2ZM35 208L34 207V205ZM46 204V205H45ZM126 204V207L123 208V206H125ZM134 204V205H133ZM136 205V206H135ZM156 205V207H155ZM158 205V206H157ZM253 208H252V206ZM30 206V211L28 210L27 212H25V210L28 209V207ZM33 206V207H31ZM40 206V207H39ZM42 206V207H41ZM50 206V205H49ZM115 206V208H113ZM165 208V214H164V209ZM165 206V207H164ZM171 206V207H169ZM215 206L214 208L211 207ZM220 206V207H219ZM249 206V207H248ZM251 206V207H250ZM142 207V208H141ZM150 207V208H149ZM179 209V212H176L178 211ZM181 207V209H180ZM222 207V209H221ZM35 210H34V209ZM43 208V209H41ZM118 208H120L118 210ZM138 208V209H137ZM141 208V209H140ZM162 209V210H159ZM242 208L244 209L242 211ZM252 208V209H251ZM32 209V210H31ZM143 209V210H142ZM146 209V210H145ZM157 209V210H156ZM172 209V210H171ZM183 209H186V210H183ZM194 209V208H193ZM139 210V211H138ZM153 210V211H152ZM156 210V212H154ZM166 210H170V213ZM181 210V211H180ZM221 210V211H220ZM253 210V211H252ZM78 211V213H77ZM84 211V212H83ZM77 210V209H74L72 212L73 214V218H86L85 216V213L86 211L85 210ZM115 211V212H114ZM125 211V212H126ZM145 211V212H144ZM148 211L151 212L150 214L151 215H148ZM162 211V212H161ZM244 211H246L247 213V217L249 216V213L251 212L252 215H253V218L251 217V221L252 223H250L249 221V218H245V214H244ZM33 212V213H32ZM105 213V211H103ZM153 212V213H152ZM160 212V213H159ZM175 212V213H173ZM185 214H184V213ZM196 212V213H195ZM198 212V213H197ZM249 212V213H248ZM32 213V214H31ZM52 212H50L51 214ZM103 213V214H104ZM114 213V214H113ZM155 213V214H154ZM178 213V214H177ZM200 213V214H199ZM50 214L46 213L44 214V216H49ZM54 216H55V213H52ZM51 214V217L53 218V215ZM77 214V216L75 215ZM159 214V215H158ZM169 214V215H167ZM177 214V215H175ZM180 214V215H179ZM191 214V215H190ZM194 214V215H193ZM199 214V215H198ZM158 215V216H157ZM80 216V217H79ZM155 216V217H154ZM168 216V217H167ZM173 216V217H172ZM50 217V218H51ZM113 217V218H112ZM176 217V218H175ZM178 217V218H177ZM179 217L181 219H179ZM190 217V218H188ZM255 217V218H254ZM23 218V219H22ZM94 218V217H93ZM119 218V219H117ZM155 218V219H154ZM159 218V219H158ZM163 218V220H162ZM57 216H55V221L54 224H52L51 226V231L52 233L56 232L58 229V225H57ZM95 220H97V218L95 217L94 218ZM92 219L93 223L95 222V220ZM113 219V220H112ZM116 219V220H115ZM178 219V220H177ZM7 220V219H5ZM41 220H43L41 218ZM112 220V221H111ZM184 220H187V221H184ZM195 222H194V221ZM202 220V221H201ZM255 220V221H254ZM248 221V222H247ZM15 222V223H16ZM117 222V223H116ZM169 222V223H168ZM28 223V224H27ZM113 223V224H112ZM116 223V224H115ZM179 223V224H177ZM190 223V224H188ZM196 223V224H195ZM254 223L255 225V229L257 231V233L259 232V239L261 240L260 242L257 243V245L255 244L254 240H256L257 235L255 233H251L252 231V227L251 225ZM22 224V225H21ZM31 224V225H30ZM64 224V222H63ZM169 224V225H168ZM174 224V225H173ZM199 224V225H198ZM29 225V226H28ZM60 225V223H59ZM166 227H165V226ZM184 225V226H183ZM196 225V226H195ZM27 226V227H26ZM57 229H55V227ZM176 226V227H174ZM189 226V227H188ZM202 226V227H201ZM210 226V227H209ZM23 227V228H22ZM34 227V226H33ZM194 227V228H193ZM183 228V229H182ZM190 228V229H189ZM56 231H54V230ZM169 229V230H168ZM175 229V230H174ZM192 229V230H191ZM213 229V230H212ZM189 230V233H187ZM10 231V230H9ZM54 231V232H53ZM170 231V232H169ZM5 232V231H4ZM8 232V231H7ZM2 233V236L3 237H0V264H32L31 262H33V264H57L58 261H63V257H60V254L59 252H62L60 251V248H64V247H71V245L68 243V242H65V241H61V240H58V239H54L51 241V246H52V249H54V251L57 253L56 255H53L52 258L50 259H47L46 261L44 262H41V260H44V259H41V258H44V256L42 254H39V255H35L34 252H32L31 248L30 247H27L25 244L24 248L22 250H18V251L15 253L14 257L13 255L11 254V258L9 260V258H6L5 254L3 253V250L4 252H6V250L8 249V241L11 240L9 238V233H10V236L11 238L13 239L14 236L16 235L15 233L16 232H8V233ZM170 234H169V233ZM7 236H6V235ZM87 233H83L81 232L80 233V237H85ZM215 234V236H214ZM84 235V236H83ZM106 236H112V234L110 233H106ZM5 238V239H4ZM175 238V239H174ZM5 240V241H4ZM178 240V241H177ZM224 240V241H223ZM12 241V240H11ZM227 241V242H226ZM65 242V243H64ZM78 242L80 244H82V241L78 238L75 237V243ZM179 242V243H180ZM229 242V243H228ZM241 242V243H240ZM4 243V244H3ZM8 243V244H7ZM92 242H90V245L91 246H94L91 244ZM7 244V245H6ZM22 244V243H21ZM61 244H62V247H61ZM69 244V245H68ZM252 244V246H251ZM263 244V245H262ZM73 245V244H72ZM229 245V246H228ZM240 246V247H238ZM262 246V248H261ZM148 247V246H147ZM26 248V249H25ZM59 248V249H58ZM74 249L73 250H70V252L73 251V253L71 255H73L71 257V259H67L68 261H63V263H67V264H92L91 261H90V258H84L83 255H80V252L81 251H78L77 252V248L75 247H72ZM3 249V250H2ZM6 249V250H5ZM30 249V250H29ZM58 249V250H57ZM79 249V248H78ZM97 251L99 252L100 251V248H96ZM235 249V250H234ZM244 250V251H243ZM2 251V252H1ZM24 251V252H23ZM23 252V253H22ZM29 252V253H28ZM243 252V253H242ZM252 252V253H250ZM18 253V255H17ZM22 253V254H21ZM33 255H32V254ZM89 253V252H87ZM117 253V252H116ZM115 252H112V253H109V252H102V255H103V261L105 260L107 264H139L138 262H140V264H150V263H153V261H151L150 259H154L153 257H149V255H146V256H135V255H128V257L126 258L125 256L121 255L119 256V254H122V253H119V254H116ZM258 252V255L257 257L258 260L260 261V263L264 264V255L261 254ZM27 256H26V255ZM30 254V255H29ZM251 254V255H249ZM9 255L10 257V254H7ZM21 255V256H20ZM253 255V257H252ZM20 256V258H19ZM34 258H32V257ZM24 257V258H23ZM26 257V259H25ZM242 257V258H241ZM21 259V260H20ZM28 259V261H27ZM39 259V260H38ZM41 259V260H40ZM55 259V260H54ZM89 259V260H88ZM130 261H129V260ZM137 259L139 261H137ZM146 259V260H144ZM17 260V261H16ZM50 260V261H49ZM54 260V261H53ZM70 260V261H69ZM72 260V261H71ZM128 260V261H127ZM10 261H12V263H10ZM116 261V262H115ZM119 261H121L122 263H118ZM222 261V260H221ZM20 262V263H19ZM23 262V263H22ZM77 262V263H76ZM99 264V262H97ZM95 264V263H94ZM221 264H229L228 260H224L223 263Z\"/></svg>","mask_w":264,"mask_h":264},{"label":"snow or ice","instance_id":"obj_3","mask_svg":"<svg viewBox=\"0 0 264 264\" xmlns=\"http://www.w3.org/2000/svg\"><path fill=\"white\" fill-rule=\"evenodd\" d=\"M12 0H9V5L11 4ZM45 3L48 2V0H44ZM129 0H124V5H128ZM159 3L160 0H155V7H159ZM133 8L135 9V13L136 16L139 17V20H137L135 18V16H133V13L129 12L127 10V8L125 9V14L128 16L132 17V25H133V31H129L128 29H122L121 31L123 32L122 36L119 37H114V39H117L119 41V43L113 45L110 44L107 40L101 39L100 36L101 34L98 31H88L85 30L83 33H81V36H88V37H92L96 40L98 45H102L105 48L110 50V55L107 57V60L109 63L113 64L115 66V70L113 71L112 75H114L115 81H121L126 79L127 77H139L140 76V72L142 71H146L147 69H141L138 72H132V73H128L127 76L122 75V73L119 71V69L123 66V65H128V64H132L134 61L131 58L132 55H134L136 58H141L144 56V53L141 51V49L139 47H137V42L135 39V35L134 32L135 30H138L136 28L137 24H139L140 27H145L150 25L151 23V17L149 16V0H133V4H132ZM41 7L40 4H35L34 8L39 9ZM12 8L9 6L8 7V11H11ZM185 14L186 15H190L187 12V9H185ZM192 19H195V17H191ZM127 23V21H126ZM211 26L212 28H216L218 27L216 20H213L211 22ZM2 27V26H0ZM12 31H16L15 28L12 29ZM192 31V30H189ZM197 31H201V32H209V27L208 25H202L199 29H197ZM75 39V37L73 38ZM131 40V44L129 45H125V40ZM149 39H151V37H149ZM13 47H17L19 49L18 45H14ZM125 47H127L129 49V53L130 55L126 56L124 59H122V55L124 54V49ZM145 47H148V45H145ZM83 51V50H81ZM19 56L23 57L24 56V51L23 49H19ZM0 59H4L3 57H0ZM195 60H199L201 59V56L198 54L195 58ZM85 64L87 63H92V61L90 60H86L84 61ZM188 63H192V61H189ZM23 66L24 68L27 70L28 75L23 76V77H19V79H38L39 80V69L37 67H35L32 63H30L28 60H23ZM13 72H18L19 69H12ZM58 71V70H57ZM7 74L6 73H0V87L5 88L6 90H10L13 95H16L18 98V85L13 84L10 80L5 79V76ZM143 83L147 84L150 83L149 81H143ZM260 86H264V79H262L260 81ZM138 87H142V85H133L131 86V88L135 89ZM39 89L43 91L44 95H47V89L44 87L43 81H40L39 83ZM35 90V89H34ZM97 91L102 92L105 96H109V95H115V93H119L124 91L123 87H120L119 85H117L115 82H113L112 84L108 85V87L106 89H100L98 88ZM5 95V92H0V96ZM89 95H95V93H89ZM144 96L147 98V93L144 94ZM81 99H84V97H81ZM180 100L184 99V89L183 87L180 89V96H179ZM257 102H259L260 100V96L259 93L257 91V96H256ZM77 103H79V101H77ZM25 107H27V105H25ZM101 110H103V107L101 106ZM141 112L145 111V109H141ZM183 111V109L181 110ZM40 115L42 116L43 113H40ZM135 115V114H134ZM51 119L53 120V122L56 120L55 115L53 114V116L51 117ZM181 119L180 115H176L174 117H172V121H178ZM251 124V121H249V125ZM167 127H171L172 125H165ZM247 127V125H246ZM237 131H240L239 129H237ZM19 140V137H17V141ZM29 152L32 151L31 148L28 149ZM25 160L28 161V157L27 155L25 156ZM31 163V162H29ZM99 175V173H98ZM95 182V180H94ZM86 182L85 181H79L78 182V187L84 185ZM7 181L3 178H0V192L4 193L5 195H7ZM98 186V185H97ZM57 195L63 196V193H57ZM249 197L245 196L242 198L241 200V204L245 205L246 202L248 201ZM25 205L27 206L28 202L25 201L24 202ZM244 209L242 208V211ZM245 214V218L247 217V213L246 211H244ZM13 225H15V221H12ZM51 223V222H50ZM204 231H207V228H204ZM191 237H192V243L195 245L200 241V237L197 234V231L195 229H193V231L191 232ZM15 243L20 244L21 241L20 240H16ZM72 247H79V249L81 251L84 250L85 246H77V245H72ZM61 257H63V260H67L68 257L64 255L63 252L59 253ZM57 264H63V261H58ZM157 264H159V262L157 261Z\"/></svg>","mask_w":264,"mask_h":264}]
</instances>
